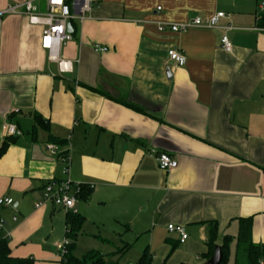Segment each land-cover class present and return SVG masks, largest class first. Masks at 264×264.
I'll return each instance as SVG.
<instances>
[{
    "label": "crops",
    "instance_id": "obj_1",
    "mask_svg": "<svg viewBox=\"0 0 264 264\" xmlns=\"http://www.w3.org/2000/svg\"><path fill=\"white\" fill-rule=\"evenodd\" d=\"M24 1L0 0V9ZM31 1L47 10V0ZM259 2L94 0L83 21L71 22L73 39L59 52L73 62L67 72L43 48V25L25 14L3 17L0 146L4 124L21 131L0 159V199L14 200L0 204L1 232L14 256L62 264L52 250L69 237L67 213L49 202L35 204L49 181L66 177L91 188L76 202L83 217L73 249L79 258L91 250L106 258L101 248L109 246L118 255L112 264H139L144 253L150 264H205L210 231L217 227L216 245L228 236L231 252L242 219H251L252 241L264 243ZM218 12L226 15L213 28L158 27ZM224 35L231 51L222 46ZM171 48L186 55L184 65L169 59ZM51 142L71 152L67 174L60 155L47 149ZM162 152L178 166L160 168ZM171 223L184 226V241L168 230ZM87 234L100 245L78 256Z\"/></svg>",
    "mask_w": 264,
    "mask_h": 264
},
{
    "label": "built area",
    "instance_id": "obj_2",
    "mask_svg": "<svg viewBox=\"0 0 264 264\" xmlns=\"http://www.w3.org/2000/svg\"><path fill=\"white\" fill-rule=\"evenodd\" d=\"M94 0H47V10L40 12L37 6L31 1L27 0L21 3L10 5L5 9H0V31L4 15L6 14H25L32 24L43 25L42 46L50 51V60L58 63L62 72L71 71L73 69V62L60 56L61 47L73 39V33L68 30V24L74 19L84 20L87 13L93 9ZM260 11L264 13V0L259 2ZM226 14L218 12L208 19H203L200 16L183 23H168L159 22L160 30L170 29L174 32H184L194 26L213 28L219 25L221 18ZM264 31V27L261 28ZM222 46L225 50L231 51L233 44L227 35L221 39ZM101 50H107L106 47ZM169 59L177 65H184L187 61L186 55L179 48H171L168 52ZM3 129L7 136H17L21 131L15 124L6 123ZM47 149L53 154H59L64 173H68L69 164L71 161V152L69 150L61 152L57 143H48ZM157 162L163 170L174 169L178 166V160L172 157L167 152H162L157 155ZM80 192L79 184H75L70 178H62L58 180H51L44 186V193L42 200L35 205L37 208L46 203H52L55 206L62 208L67 212L74 214L78 213L76 207L77 194ZM14 200L12 198L0 199V204L11 205ZM5 224V220L0 217V232ZM170 232H178L181 234L182 241L188 237L184 226L180 224L171 223L168 225ZM71 240L65 237L62 242L57 244V249L62 255V264H65L64 258L68 254ZM264 264V260H261Z\"/></svg>",
    "mask_w": 264,
    "mask_h": 264
},
{
    "label": "trees",
    "instance_id": "obj_3",
    "mask_svg": "<svg viewBox=\"0 0 264 264\" xmlns=\"http://www.w3.org/2000/svg\"><path fill=\"white\" fill-rule=\"evenodd\" d=\"M262 25H264V14L262 15ZM14 136H7L0 146V159L7 151L11 142L14 141ZM80 192L77 194L81 196L82 194H89L91 188L89 186H84L79 184ZM83 223V217L79 214L67 212V235L72 240L69 245V251L64 258L65 264H107L105 258L96 250H91L87 252L83 257L79 258L73 254V249L75 246V239L80 231ZM251 219H242L240 231L238 235V242L235 250V258L233 264H241V259L244 260V264H261V260H264V243L255 244L251 237ZM217 237V227H214L209 234V246L211 249L210 255L212 256L215 251ZM229 237L227 236L221 248L224 253V258L221 264H230V249L228 243ZM149 255L144 253L140 259L139 264H150L148 259ZM62 261V259H61ZM0 264H35V259L33 257H17L12 254L9 238L4 236L0 232ZM187 264V263H185Z\"/></svg>",
    "mask_w": 264,
    "mask_h": 264
},
{
    "label": "rangeland",
    "instance_id": "obj_4",
    "mask_svg": "<svg viewBox=\"0 0 264 264\" xmlns=\"http://www.w3.org/2000/svg\"><path fill=\"white\" fill-rule=\"evenodd\" d=\"M7 15V14H6ZM5 16V15H4ZM59 208V207H57ZM59 211H63L65 212L64 209L60 208L58 209ZM65 238H63L62 240H60L59 242H62ZM71 240V239H70ZM47 242V241H46ZM58 242V243H59ZM100 242L101 240L97 237V236H93V235H86V237L83 239V241L79 240L78 242V247H77V250H76V254L78 256H82L84 255L89 249H91V245H96V246H99L100 245ZM55 244V247L53 249H55L57 247V244ZM42 244V242H41ZM49 244V243H48ZM46 250L49 251V246L47 245L46 247H44ZM57 249V248H56ZM54 254H57V256L61 259L62 258V255L61 253L58 251V250H52ZM50 251V252H52ZM103 251V252H102ZM101 252L105 254L106 256V262L108 263H111L112 264V261L116 260L117 261V258H118V255L117 253L115 252L114 253V250L112 248H110L109 246H105L104 248H101ZM235 256V246H233L231 244V258L233 260V257ZM241 264H244V260L241 259Z\"/></svg>",
    "mask_w": 264,
    "mask_h": 264
},
{
    "label": "water",
    "instance_id": "obj_5",
    "mask_svg": "<svg viewBox=\"0 0 264 264\" xmlns=\"http://www.w3.org/2000/svg\"><path fill=\"white\" fill-rule=\"evenodd\" d=\"M68 30L71 32H73L74 30L71 22L68 24ZM223 258H224V253L221 248V245L217 244L215 246L214 254L207 260L205 264H221Z\"/></svg>",
    "mask_w": 264,
    "mask_h": 264
}]
</instances>
